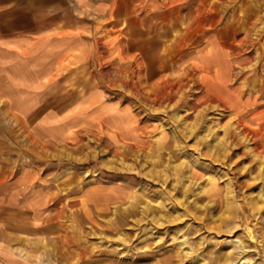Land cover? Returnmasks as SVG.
Instances as JSON below:
<instances>
[{"label":"rangeland","instance_id":"obj_1","mask_svg":"<svg viewBox=\"0 0 264 264\" xmlns=\"http://www.w3.org/2000/svg\"><path fill=\"white\" fill-rule=\"evenodd\" d=\"M14 5L54 38L0 87V224L54 264H264V0Z\"/></svg>","mask_w":264,"mask_h":264},{"label":"crops","instance_id":"obj_2","mask_svg":"<svg viewBox=\"0 0 264 264\" xmlns=\"http://www.w3.org/2000/svg\"><path fill=\"white\" fill-rule=\"evenodd\" d=\"M21 3V0H0V8H7L5 10L12 9V4L14 8L18 4ZM7 5L9 7H7ZM19 11V9H18ZM20 13V12H19ZM21 15V13H20ZM13 16V15H12ZM6 17V13L3 12V15L0 16V87L8 86L12 88H16L13 84H17L19 82L12 81L11 76L19 72H24V74L29 79L30 84L36 83L38 69L36 66L29 64H23L20 62V53L22 51H26L29 45L35 43L38 39H46L52 40L54 36L50 33H43L41 35L33 34V30L31 29V25H36V22L23 21L21 17L19 19L18 14H14V16ZM27 17V16H25ZM27 19V18H26ZM24 26V29H23ZM29 27L27 29L26 27ZM34 28H36L34 26ZM27 29V30H25ZM30 57V56H29ZM31 60V59H30ZM17 71V73H16ZM46 72V71H45ZM66 71H63L65 73ZM52 75L54 72H50ZM33 78V82L32 79ZM51 81V80H50ZM1 100L6 102L7 108L10 109L8 105V101L6 98H0ZM16 116H20V114L14 110H12ZM51 139V138H50ZM4 145H0V161L5 153ZM0 197V217L5 215L3 211V207L5 205V200ZM32 228L33 235L37 234L38 226L28 227ZM27 234H31L32 232L24 231ZM21 233L18 232L17 229L8 228L4 225L0 224V264H54L53 262H49L44 259H40L37 257V251L34 250V245L31 243H27L25 246L21 241Z\"/></svg>","mask_w":264,"mask_h":264}]
</instances>
